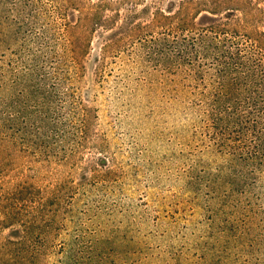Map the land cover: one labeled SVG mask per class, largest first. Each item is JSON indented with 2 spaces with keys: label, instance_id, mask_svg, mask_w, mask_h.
<instances>
[{
  "label": "rangeland",
  "instance_id": "obj_1",
  "mask_svg": "<svg viewBox=\"0 0 264 264\" xmlns=\"http://www.w3.org/2000/svg\"><path fill=\"white\" fill-rule=\"evenodd\" d=\"M0 264H264V0H0Z\"/></svg>",
  "mask_w": 264,
  "mask_h": 264
}]
</instances>
